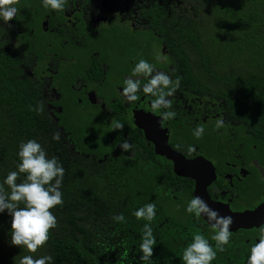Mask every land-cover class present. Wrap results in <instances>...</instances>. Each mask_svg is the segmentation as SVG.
I'll list each match as a JSON object with an SVG mask.
<instances>
[{"label": "flooded vegetation", "instance_id": "obj_1", "mask_svg": "<svg viewBox=\"0 0 264 264\" xmlns=\"http://www.w3.org/2000/svg\"><path fill=\"white\" fill-rule=\"evenodd\" d=\"M164 7L165 0H66L63 10L51 12L39 0H18L11 27L0 22V65L40 90L49 120L94 184L111 188L117 202L154 203L158 233L209 238L207 221L184 212L200 185L223 214L261 210L264 219V119L236 116L186 82L161 33ZM141 58L181 77L168 97L174 119L161 121L163 109L153 111L147 94L132 102L121 97L123 79ZM217 118L224 121L219 129ZM111 120L123 128L112 130ZM197 125L204 127L199 139L192 135ZM124 139L128 152L119 147ZM263 221L230 231L228 245L248 249Z\"/></svg>", "mask_w": 264, "mask_h": 264}, {"label": "trees", "instance_id": "obj_2", "mask_svg": "<svg viewBox=\"0 0 264 264\" xmlns=\"http://www.w3.org/2000/svg\"><path fill=\"white\" fill-rule=\"evenodd\" d=\"M164 18L168 23L161 33L186 82L206 98L225 102L236 116L264 119V0H165ZM37 104L42 105L39 114ZM55 132L36 85L0 65V183L15 170L22 140L36 139L65 170L63 204L50 210L57 226L35 253L8 244L10 217L0 214V264H18L28 254H49L52 264H140L139 234L145 221L132 212L142 202L124 204L110 197L111 188L102 190L91 172L73 161L60 133L52 140ZM23 178L18 175L16 182ZM3 188L8 191L7 185ZM119 213L125 222L112 219ZM151 224L156 237L151 264H182L179 257L192 235L184 230L158 233L153 220ZM247 251L227 245L212 264H245Z\"/></svg>", "mask_w": 264, "mask_h": 264}, {"label": "clouds", "instance_id": "obj_3", "mask_svg": "<svg viewBox=\"0 0 264 264\" xmlns=\"http://www.w3.org/2000/svg\"><path fill=\"white\" fill-rule=\"evenodd\" d=\"M17 3L18 0H0V22L8 27H11L8 22L18 12ZM39 3L45 11L56 12L64 9L66 0H39ZM0 29L5 30L4 27ZM141 75L146 78L143 83L139 79L131 78ZM180 79L179 76L173 79L168 72L156 70L152 63L141 58L131 67L130 77L123 79L120 95L125 102H132L137 100L138 93L147 94L153 111L163 109L160 111V120H172L176 113L172 110L168 97L180 87ZM35 111L39 114L42 105L37 104ZM223 123L221 118H217L214 127L219 129ZM110 126L112 130H120L124 124L119 120H111ZM203 134L202 125H197L192 130L196 139ZM58 139L57 131L53 133L52 140ZM119 147L123 152H128L132 145L124 139L119 143ZM193 148L194 146H189V152ZM16 156L18 163L15 170L8 171L0 183V214L10 217L8 244L18 247L20 251L35 253L48 241L50 230L57 226V218L50 210L63 204L61 183L65 170L56 156L47 155L36 139L20 141ZM20 174H24V178L22 182L17 183ZM3 185L8 186L7 192ZM184 212L191 214L194 220L203 217L213 231L209 238H205L202 233L193 234L183 248L179 260L182 264H212L217 252H223L230 242L229 226L232 224V217L220 216L201 197L195 195L185 203ZM132 215L138 221H145L139 234L140 264H151L152 250L156 244L151 222L156 215V205L152 202L145 203L134 209ZM112 219L117 223L125 222L123 213L114 215ZM209 240L215 244H211ZM52 260L53 257L49 254L35 257L28 254L21 256L18 264H52ZM245 264H264V227L259 229L257 239L250 244Z\"/></svg>", "mask_w": 264, "mask_h": 264}, {"label": "water", "instance_id": "obj_4", "mask_svg": "<svg viewBox=\"0 0 264 264\" xmlns=\"http://www.w3.org/2000/svg\"><path fill=\"white\" fill-rule=\"evenodd\" d=\"M205 192H206L205 185L204 186L200 185L197 187L196 196L201 197L208 204L210 208L216 210L218 214L221 216V214H223L224 212L213 207V204L211 203L210 198L206 195ZM228 212L231 213L229 208H228ZM260 212L261 210L247 211L244 213H231V215L229 216L232 217V224L229 226V230L234 231L239 227L250 228V227L258 225L259 220H264L260 218V214H259Z\"/></svg>", "mask_w": 264, "mask_h": 264}]
</instances>
